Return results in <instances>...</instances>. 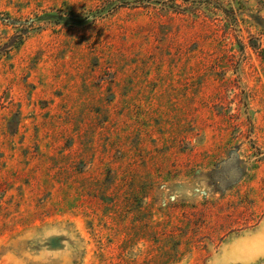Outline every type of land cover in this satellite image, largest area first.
I'll return each instance as SVG.
<instances>
[{
    "label": "rangeland",
    "instance_id": "1",
    "mask_svg": "<svg viewBox=\"0 0 264 264\" xmlns=\"http://www.w3.org/2000/svg\"><path fill=\"white\" fill-rule=\"evenodd\" d=\"M0 264H264V0H0Z\"/></svg>",
    "mask_w": 264,
    "mask_h": 264
},
{
    "label": "bare ground",
    "instance_id": "2",
    "mask_svg": "<svg viewBox=\"0 0 264 264\" xmlns=\"http://www.w3.org/2000/svg\"><path fill=\"white\" fill-rule=\"evenodd\" d=\"M228 256H229V255L225 253V254L223 255V259L225 260ZM229 258H232V256H230Z\"/></svg>",
    "mask_w": 264,
    "mask_h": 264
}]
</instances>
